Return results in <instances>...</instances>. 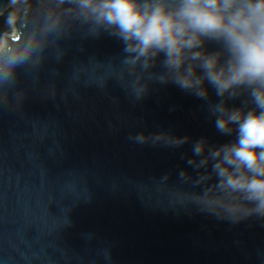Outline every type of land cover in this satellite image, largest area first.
<instances>
[{"label":"water","instance_id":"water-1","mask_svg":"<svg viewBox=\"0 0 264 264\" xmlns=\"http://www.w3.org/2000/svg\"><path fill=\"white\" fill-rule=\"evenodd\" d=\"M45 57L0 102V264H264V219L232 224L181 208L159 180L177 184L190 143L130 139L164 130L234 141L217 133L204 101L157 83L135 100L123 45L106 33L73 29Z\"/></svg>","mask_w":264,"mask_h":264},{"label":"clouds","instance_id":"clouds-1","mask_svg":"<svg viewBox=\"0 0 264 264\" xmlns=\"http://www.w3.org/2000/svg\"><path fill=\"white\" fill-rule=\"evenodd\" d=\"M0 19V102L14 98L21 70L39 68L73 29L116 37L132 78L121 85L135 100L151 83L174 85L205 102L218 134L235 136L223 144L164 130L130 137L166 149L191 144L177 184L159 178L180 193L176 205L232 224L264 219V0H7Z\"/></svg>","mask_w":264,"mask_h":264},{"label":"trees","instance_id":"trees-1","mask_svg":"<svg viewBox=\"0 0 264 264\" xmlns=\"http://www.w3.org/2000/svg\"><path fill=\"white\" fill-rule=\"evenodd\" d=\"M2 23H3V22H2V19H0V25H2Z\"/></svg>","mask_w":264,"mask_h":264}]
</instances>
